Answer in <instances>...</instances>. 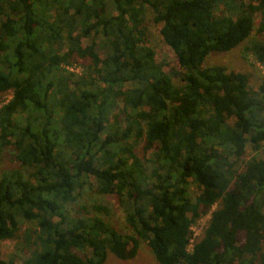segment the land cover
Here are the masks:
<instances>
[{
    "label": "trees",
    "instance_id": "trees-1",
    "mask_svg": "<svg viewBox=\"0 0 264 264\" xmlns=\"http://www.w3.org/2000/svg\"><path fill=\"white\" fill-rule=\"evenodd\" d=\"M148 12L180 71L158 60ZM245 41L264 66V0H0V241L27 248L22 264L131 259L141 240L159 264H264V158L238 167L264 150V79L204 64ZM87 185L134 234L72 214Z\"/></svg>",
    "mask_w": 264,
    "mask_h": 264
},
{
    "label": "rangeland",
    "instance_id": "rangeland-1",
    "mask_svg": "<svg viewBox=\"0 0 264 264\" xmlns=\"http://www.w3.org/2000/svg\"><path fill=\"white\" fill-rule=\"evenodd\" d=\"M250 1V0H247ZM151 19L150 12H148L147 24H148V36L149 42L153 49L156 51V56L160 62L163 63L164 69L167 72L180 71L181 67L178 63V59L174 51L169 47L168 44L163 40V37L160 33V24L153 23ZM257 18V22H258ZM256 34V30L254 32ZM258 34V33H257ZM256 34V35H257ZM260 37V35H257ZM102 37H98L100 40ZM87 42L83 39V45ZM247 42L241 43L236 48L228 52H213L209 55L205 61V65H214L221 64L228 68V70L242 71L249 75L250 77V86L254 89L258 87L262 79H264V66L260 64L254 57L251 52L246 51ZM71 71L76 73L83 72L81 65H73L68 67ZM176 82H180L179 78H175ZM11 93L5 94L0 99V105L4 102H7L11 98ZM145 142H140L137 147V153L142 155L143 146ZM151 154L150 150L147 155ZM252 156L264 158V150L259 152H254L252 149L247 146L246 152L239 162V169L243 168L244 162L251 158ZM12 154H8L5 159L6 162H12ZM190 191L193 196H197L200 190L196 185H190ZM97 202L100 204L107 205L109 207V212H97L93 208V204ZM73 215H93L98 214L99 216L105 218L111 224H113L120 232L124 234H134V230L126 222V214L124 209L118 204L117 197L114 194H99L95 188H92L91 185H87L79 194L77 200L72 203L69 207ZM217 208V204L213 205L208 211L203 213L197 222L193 225V235L191 243H194L197 238H199L204 228L206 227L213 210ZM34 226L30 221H26L23 224V228L27 229ZM192 248V246H190ZM28 251L27 248L22 250V245H18V239H8L0 241V259L5 261L6 264H22L23 258L27 257ZM103 264H159L155 257L152 249L146 244L145 241L141 240L139 242L138 253L135 257L131 259H120L115 256L113 253H109L107 260Z\"/></svg>",
    "mask_w": 264,
    "mask_h": 264
},
{
    "label": "built area",
    "instance_id": "built-area-1",
    "mask_svg": "<svg viewBox=\"0 0 264 264\" xmlns=\"http://www.w3.org/2000/svg\"><path fill=\"white\" fill-rule=\"evenodd\" d=\"M192 230H193V227H192ZM191 241H192V239H191Z\"/></svg>",
    "mask_w": 264,
    "mask_h": 264
}]
</instances>
